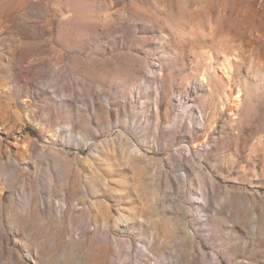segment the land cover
<instances>
[{"label":"rangeland","instance_id":"374dc122","mask_svg":"<svg viewBox=\"0 0 264 264\" xmlns=\"http://www.w3.org/2000/svg\"><path fill=\"white\" fill-rule=\"evenodd\" d=\"M0 264H264V0H0Z\"/></svg>","mask_w":264,"mask_h":264}]
</instances>
